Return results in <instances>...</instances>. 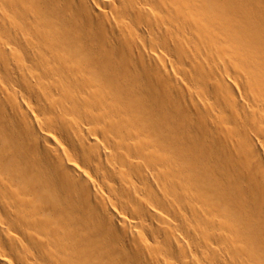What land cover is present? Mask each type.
<instances>
[{
    "label": "bare ground",
    "instance_id": "6f19581e",
    "mask_svg": "<svg viewBox=\"0 0 264 264\" xmlns=\"http://www.w3.org/2000/svg\"><path fill=\"white\" fill-rule=\"evenodd\" d=\"M0 264H264V0H0Z\"/></svg>",
    "mask_w": 264,
    "mask_h": 264
}]
</instances>
